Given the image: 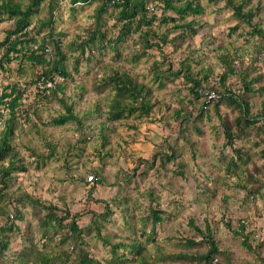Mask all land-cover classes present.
<instances>
[{
    "label": "rangeland",
    "instance_id": "1",
    "mask_svg": "<svg viewBox=\"0 0 264 264\" xmlns=\"http://www.w3.org/2000/svg\"><path fill=\"white\" fill-rule=\"evenodd\" d=\"M12 1H21L25 6L29 4L28 0ZM70 1L54 0L58 6L55 9V29L56 33H65L62 37L64 44L78 41L79 36L86 38L88 29L97 26V3L72 8ZM48 2L50 0H46L44 5ZM198 2L204 12L188 17L189 21H199L195 26L197 34L192 39L187 37L179 50H175L171 43L161 48L155 46L149 51V56L141 58L139 63H132L140 47L136 34L119 45V55L103 48L95 52L91 63L84 60L85 57L78 62L79 52L70 53L65 49V63L70 76L65 80H56L67 83L65 97L75 102L74 113L81 119L80 125L75 122L63 126L54 125L53 119L65 113L62 105L46 91L40 92L36 86L28 89L30 98H24L19 109L29 111V115L22 116L21 111L17 114L19 126L13 141V147L27 171L19 172L18 180L12 181L8 188L2 189L0 185L2 196L7 195L1 196L0 206L9 202L10 205L6 206L10 214L14 216L17 207L23 219L16 220L14 217L21 231L13 234L7 257L0 259V264L12 263L13 257L21 250V241L31 237L39 249H43L49 241L41 225V219L46 218L47 212L26 202L24 206L17 201L19 198L16 196L27 193L45 204L69 209L79 215L78 223L81 227H87L92 223L91 213L94 210L91 208L97 213L105 211L102 203L96 204L89 200L88 191L91 186L88 189L84 185L78 187L77 181H84L90 175H94L95 179L97 177L98 183L101 182L94 186V199L107 201L111 211L105 220H99V231L93 222L91 234L83 239L85 250L101 264L112 261L111 244L121 246L118 252L119 255H125L127 264H139L136 260L142 255L147 256L153 264H162L159 258L186 250V239L198 243L190 247L189 251L206 252L208 245L203 240L205 236L199 234L197 228L205 231L207 226L212 230L220 248L235 257V261L230 256V260L217 257L218 261L214 260L212 264H237L238 259H245L241 264H246L247 250L241 247L243 237L235 234V231L239 230L242 222L250 230L260 229L258 221L263 220L264 214V133L260 128L264 121L261 115L264 109V49L260 58L255 60L262 38L252 36V28L244 24L230 35V29L237 24L233 11L227 9L221 13L216 12L225 6L226 0L217 5L208 0ZM157 5L160 8H156ZM160 5L155 1L150 4L151 15L158 17L153 28L160 35L168 34L171 39L179 31L168 30L167 24L160 22V18L171 16V12L164 14ZM251 5L256 12L253 23L264 28V0H253L248 7ZM112 8H107L99 24L103 31L108 32V37H117L121 25L116 24L114 18L118 10ZM43 10L47 13V10ZM37 19L36 15L33 26L38 23ZM171 22L169 27L173 26ZM11 23L10 20L0 21V41ZM155 39L156 36L151 38L154 44L158 43ZM18 64L17 61L15 69ZM75 64L77 70L73 71ZM29 66L26 63L27 69ZM106 66H115L121 72H129L151 90L150 96L155 104L153 115L151 119L136 121V129L131 128L133 119L122 121L115 127L107 121L109 101L106 97L112 98L113 93L109 94L108 87L101 82ZM183 68L188 71L184 69L179 76L173 74ZM226 73L227 77L223 81ZM24 77L26 80L18 72L13 74V80L22 83L30 81L29 73H25ZM191 77L201 81L204 87L219 88L222 92L231 89L243 96L251 107L250 118L261 115L259 123H238L242 110L238 104L227 100L220 104L218 110L214 106L209 107L204 119L198 122L201 135L196 134L193 128L181 133L185 124L180 126L175 113L185 107L195 108L194 104L190 105V101H196L189 91L193 87ZM9 78L11 75L3 72L0 74V84L5 85ZM247 88L251 92L247 93ZM6 117L8 111L4 112L3 119ZM223 124L232 130V145L228 144ZM141 127H145L146 133H149L147 137L155 133L152 138L154 154L169 151L165 147V139L174 147L177 158L168 162V170L162 169L158 160L154 168L139 165V158L129 154L130 139L138 138ZM2 129L0 124V132ZM186 138L191 139L192 143ZM26 146L43 153L44 158L33 159L34 155L30 153L32 150ZM153 153L142 152V159L151 161ZM232 161L235 163L230 172ZM178 162L184 163L186 168L180 170ZM135 165L139 170L133 173ZM120 167L129 169L127 177L128 173ZM100 168L103 171L96 173V169ZM157 209L164 212V220L155 225L151 213ZM256 211L261 214L256 215L259 220L253 223L251 217ZM6 221L7 218L0 217V225ZM27 246H31L30 242ZM133 246L136 250H133ZM173 264L189 263L176 261Z\"/></svg>",
    "mask_w": 264,
    "mask_h": 264
},
{
    "label": "trees",
    "instance_id": "2",
    "mask_svg": "<svg viewBox=\"0 0 264 264\" xmlns=\"http://www.w3.org/2000/svg\"><path fill=\"white\" fill-rule=\"evenodd\" d=\"M29 4L25 6L21 1L14 3L12 0H0V21L10 20L12 23L7 29L4 38L0 41V74L9 73L11 78L4 83L0 84V124L3 126L0 132V185L2 189L9 187L12 181H17L19 172H26L27 167L24 163H21L19 154L13 147V141L16 137V131L19 126L18 113L21 111L22 116L29 115V111L19 109L22 106V100L24 98H30L27 91L32 86H36L40 92L41 84L46 82H56L53 88L47 89L46 93L50 94L52 98L57 100L65 110L63 115L53 119L52 123L56 126H63L70 122H75L78 125L81 124V119L76 113H74L75 102L72 98H66V85L64 81L70 76L68 71L67 56L65 49L70 53L79 52L78 62L82 59L92 62L95 52L103 50H111L119 55V45L123 42H127L128 37L138 35L139 38V50L136 48V54L133 56L132 63H139L143 57L149 56V51L156 47L161 48L169 43L175 46V50H179L182 44L186 42L187 37L192 39L197 34L195 26L199 24L196 19L188 20L190 16H197L204 12V8L198 0H120L113 4L110 0H71L70 5L72 8L76 6H84L86 4L97 3V10L95 17L97 19V26L93 29L89 28L86 38L79 36L78 41L71 43H65L62 41L64 32L56 33L55 29V9L58 8L54 4V0H50L47 5H44L46 0H28ZM158 2L162 5L161 10L164 14L171 12V16L160 18V22L167 24L168 30L179 31V33L173 38H169L168 34H158L153 28L155 21L158 17L154 14L151 15L150 4ZM222 0H208L209 3L217 5ZM253 0H226L225 6L217 10V13H221L227 9L233 11V16L237 19V24L230 29V35L234 34L243 24L251 27L252 36H260L262 38L261 43L258 46V53H255V60H258L261 56V51L264 49V28L260 24H254L256 12L254 6L248 7V4H252ZM108 7L117 9L118 14L114 17L116 24H120V32L117 37H108V32L103 31L100 20L102 16L107 12ZM156 8H160L155 6ZM245 12V8H247ZM47 10V13L43 10ZM39 14V15H38ZM38 16V23L33 26V18ZM150 15L152 17H150ZM40 16V18H39ZM172 21V22H171ZM169 22L173 23L172 27H169ZM33 26V27H31ZM156 36L158 43H152L151 38ZM109 39H108V38ZM136 46V45H135ZM119 47V48H118ZM257 51V50H256ZM80 58V59H79ZM19 62L18 68L15 69V63ZM26 63L30 66L26 68ZM185 65V64H184ZM76 67L72 68L73 71L77 70ZM158 66V63H155ZM173 73L175 76L183 74V70ZM17 70V71H16ZM188 71L186 68L185 71ZM105 76L101 79L102 85L108 87V93L113 97H106L108 103L107 121L112 123L115 127L122 121H130L133 119L134 124L131 128L136 129V121L142 118L151 119L154 110V102L150 96L151 90L143 83H139L137 79L133 78L129 72H121L118 67L106 66L104 67ZM18 72L22 79L26 80L25 73H29L30 81H17L13 80V74ZM227 73L223 75V81L226 79ZM57 78H64L62 82H57ZM207 79V77H206ZM190 82L193 87L189 89L192 96L196 99L195 102L190 101V105L195 106L194 109L185 107L182 110H178L175 113L176 121L180 126L185 124L181 133L186 132L189 129H194L196 134H202L199 128L198 122H201L205 114L209 111V107H220V104L225 101L238 104L242 110V115L238 119V123L245 121L248 125H256L259 123V116L264 117L263 113L257 118H250L251 107L250 104L243 99V96L237 95L236 92L231 89H226L222 92L219 88L204 87L201 81L190 78ZM205 91H213L218 95L217 100L207 102V96ZM247 93L251 92L250 88H247ZM39 100V99H38ZM200 104V105H199ZM189 105V106H190ZM198 105V106H196ZM8 111V117L4 118V112ZM218 112V111H217ZM264 120V119H263ZM192 123V125L190 124ZM187 124V125H186ZM129 128L128 123L126 124ZM226 137L229 139L228 144L233 143L232 130L223 124ZM261 131L264 133V121ZM81 130V129H80ZM115 130V129H114ZM138 130V128H137ZM37 132V131H36ZM105 138V137H104ZM187 141L192 143L191 139L186 138ZM46 141V140H45ZM135 139H130V143ZM164 143L168 150L159 151L153 154L151 161L139 158L137 163L139 165H145L148 168H154L157 160L160 162V166L164 170H168V162L175 160L177 155L174 147L165 139ZM193 147V146H192ZM28 150H32L27 147ZM33 149L31 155L33 159L37 157L44 158L43 153L35 152ZM194 156L196 155L194 151ZM235 162H231L229 165V171H233L232 165ZM143 166V167H145ZM180 170H184L186 165L182 162H178ZM139 167L135 165L132 169L133 173L138 172ZM103 169H96L97 172H102ZM126 177L129 175V169H125ZM124 173V172H123ZM125 177V178H126ZM238 179V177H237ZM99 180V179H98ZM96 181L92 183L89 191V200L94 203H102L105 206V211L97 213L93 212L92 223L94 227L98 229L99 220H105L111 215L110 205L107 201L95 200L93 196V190ZM0 190V199L3 196V191ZM2 196V197H1ZM19 198L17 201L20 203L26 202L28 205L39 207L47 212L46 218L41 219L42 230L48 243L44 244L43 249L36 247L33 238L21 241V250L18 255L13 257L11 264H101V262L93 257L85 250L83 242L86 235L91 234V225L87 227H81L78 223L79 215L73 214L69 209H63L56 204H45L39 199L32 197L25 193L23 196H16ZM11 201V200H10ZM22 201V202H21ZM9 204V202L7 203ZM5 204L0 206V217L7 218L5 224L0 225V259L7 257V251L11 246V239L15 232L19 233L21 230L15 223L16 220H22L23 215L16 207L15 215H11L9 207ZM10 205V204H9ZM154 224L163 222L164 212L161 210H152L151 213ZM15 217V218H14ZM13 219V220H11ZM248 226L242 222L239 230L235 231V234H239L244 239V245L247 246L250 241L248 232ZM199 234L205 236L203 240L208 245L206 252L190 250V247L196 246L194 240L186 239V250L181 253L171 254L159 258L162 264H173L176 261L187 262L189 264H212L217 257L221 259L223 257H231L235 261L234 254H230L222 250L216 241L214 234L209 226L205 231L197 228ZM100 232H98V235ZM58 238V240H57ZM30 242L31 246L28 247L27 243ZM200 244H203L201 242ZM125 247V246H124ZM120 245L111 244L112 261H107V264H127L125 255H119L118 249ZM133 250L136 247L133 246ZM193 251V252H191ZM141 251H139L140 254ZM191 252V253H190ZM227 260H230L228 258ZM139 264H153L148 260V257L142 255L136 260Z\"/></svg>",
    "mask_w": 264,
    "mask_h": 264
},
{
    "label": "crops",
    "instance_id": "3",
    "mask_svg": "<svg viewBox=\"0 0 264 264\" xmlns=\"http://www.w3.org/2000/svg\"><path fill=\"white\" fill-rule=\"evenodd\" d=\"M139 131L141 133L138 132V134H139L138 138L134 142H131V145L128 148V152H129V154H131L135 157L137 156V158H143L141 156L142 152H144V153L148 152L150 154L153 153V145H152L153 139L152 138H153V135L155 133L153 132L149 137H147V134H149V133H146L145 127L143 129L141 127L139 129ZM156 135H157V133H156ZM120 168H123V167H120ZM123 169L125 170L126 167H124ZM77 182L79 184L78 187L83 186V185L86 187V189H88L90 187V185L87 182V179H84V181L81 180V181H77ZM88 193H89V191H88ZM91 210H94L93 212H97L94 208H91ZM100 212H102V211H99V213ZM92 213H91V215L93 216ZM260 214L261 213H259V211H256L255 215H253L251 217L253 219V223L256 220H259L258 217H256V215H260ZM258 223L256 222V224L259 225L260 229L257 228V230H254V231L252 229L251 230L248 229V232L250 233L249 234L250 241H249V244L247 246L244 245V239H242L243 242L241 244V247L243 249L245 248L247 250V253L245 254L244 250H242L241 247H240V252L242 255L245 254L246 264H264V214H263V220L262 221L259 220ZM252 226H253V224H252ZM254 226H255V224H254ZM257 231H259V232L256 233ZM255 235H258V238ZM244 262H245V259H241V260L238 259V263L237 262L236 263L241 264Z\"/></svg>",
    "mask_w": 264,
    "mask_h": 264
},
{
    "label": "built area",
    "instance_id": "4",
    "mask_svg": "<svg viewBox=\"0 0 264 264\" xmlns=\"http://www.w3.org/2000/svg\"><path fill=\"white\" fill-rule=\"evenodd\" d=\"M112 1L113 4L119 2L120 0H110ZM56 82H46V84H41L40 85V89L42 91H46L47 89H50V88H53L55 86ZM204 94L207 96V102H210L212 100H217L218 99V95L213 92V91H205ZM95 176L94 175H90L88 178H87V182L92 184L95 182ZM258 237V236H256ZM217 261V260H216Z\"/></svg>",
    "mask_w": 264,
    "mask_h": 264
}]
</instances>
